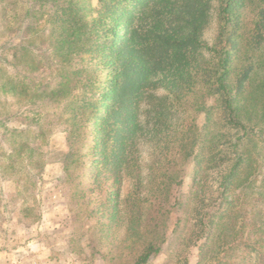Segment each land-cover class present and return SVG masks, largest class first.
Returning a JSON list of instances; mask_svg holds the SVG:
<instances>
[{
  "label": "rangeland",
  "instance_id": "374dc122",
  "mask_svg": "<svg viewBox=\"0 0 264 264\" xmlns=\"http://www.w3.org/2000/svg\"><path fill=\"white\" fill-rule=\"evenodd\" d=\"M41 2L0 0V264H133L149 242L160 251L144 264H260L242 243L249 238L246 241L255 244L264 235V128L258 122L264 99H250L253 120L246 125L253 131L239 147L252 155V167L230 184L224 199L216 197L210 206L215 215L222 209L226 214L208 246L200 247V240L183 250L182 240L197 218L190 211L197 205L192 196L198 188L194 156L184 163L182 184L170 183L164 170L169 172L172 164L159 162L160 142L151 148L150 134H144L136 140L140 167L131 175L125 169H105L102 163L96 167L102 146H96L94 113L88 111L75 137L76 118L64 101L55 102L52 94L44 93L56 85L58 69L91 63L87 57L82 63L73 55L56 56L53 40L46 37L48 21L34 19L38 27L30 32L28 23ZM216 7L214 0L201 35L202 65L210 59L208 50L217 34ZM252 7L245 4L240 10L246 28L253 24ZM35 65L40 69L30 68ZM102 68L99 65V73L105 75L108 69ZM14 86L25 89L13 93ZM148 90L147 95L162 96L167 89L155 83ZM145 106L143 102L140 121L147 118ZM184 115L201 127V112ZM211 116V135H226L216 139L215 147L232 157L236 152L227 144L235 142L240 131L221 127L218 110ZM179 117L174 115L172 122ZM217 183L207 177L205 194L217 196ZM167 186L171 195L166 200L161 191Z\"/></svg>",
  "mask_w": 264,
  "mask_h": 264
},
{
  "label": "trees",
  "instance_id": "16d2710c",
  "mask_svg": "<svg viewBox=\"0 0 264 264\" xmlns=\"http://www.w3.org/2000/svg\"><path fill=\"white\" fill-rule=\"evenodd\" d=\"M213 1L95 0L91 6V0H42L27 27L32 32L38 27L34 19L48 21L50 32L46 37L53 40L56 56L66 59L64 55H73L82 63L87 57L91 63L80 69H58L56 85L44 93L52 94L55 102L64 101L76 118L72 125L75 137L88 119L87 114L94 113L96 146H102L96 167L102 163L105 169H125L131 175L140 167L136 140L144 134H150L147 141L151 148L156 149L160 142L159 162L172 164L169 172L164 170L170 183L182 184L184 163L194 156L193 177L200 183L196 179L198 188L192 196L197 205L190 211L197 218L182 240L183 250L200 240V247L208 246L226 214L222 209L215 215L210 206L216 197L224 199L230 184L252 167V155L239 147L253 131L246 125L253 120L250 99H264V0H216L217 34L208 50L210 59L202 65L201 35L209 22ZM245 4L253 6V24L249 28L240 17ZM99 65L102 70L108 69L105 75L99 73ZM30 68L40 69V65ZM155 83L167 89L165 94L147 95ZM24 87L14 86L11 90L23 92ZM143 102L147 118L140 121ZM215 110L219 111L221 127L240 131L235 142H224L231 146V152H236L232 157L215 147L216 139L226 135H211L208 130L215 125L211 116ZM192 112L203 114L201 127L195 124L194 117L191 122L187 115L182 117ZM177 114L180 117L173 123L172 117ZM263 116L258 122L264 128ZM209 176L218 182L215 197L205 194L203 181ZM161 193L166 200L171 195L168 186ZM244 226L242 223L243 231ZM259 238L255 244L246 238L242 246L264 264V235ZM159 251L160 247L149 242L133 264H144Z\"/></svg>",
  "mask_w": 264,
  "mask_h": 264
}]
</instances>
